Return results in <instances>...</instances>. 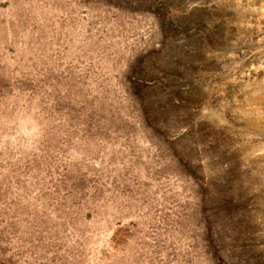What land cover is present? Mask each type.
Listing matches in <instances>:
<instances>
[{
    "label": "rangeland",
    "instance_id": "374dc122",
    "mask_svg": "<svg viewBox=\"0 0 264 264\" xmlns=\"http://www.w3.org/2000/svg\"><path fill=\"white\" fill-rule=\"evenodd\" d=\"M0 264H264V0H0Z\"/></svg>",
    "mask_w": 264,
    "mask_h": 264
},
{
    "label": "clouds",
    "instance_id": "9594fccd",
    "mask_svg": "<svg viewBox=\"0 0 264 264\" xmlns=\"http://www.w3.org/2000/svg\"><path fill=\"white\" fill-rule=\"evenodd\" d=\"M5 103L6 114L0 116V148L17 155L37 151L45 133L40 97L29 101L27 93L14 91Z\"/></svg>",
    "mask_w": 264,
    "mask_h": 264
}]
</instances>
